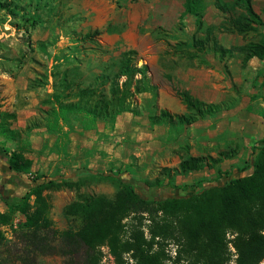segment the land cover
I'll list each match as a JSON object with an SVG mask.
<instances>
[{
	"label": "rangeland",
	"instance_id": "obj_1",
	"mask_svg": "<svg viewBox=\"0 0 264 264\" xmlns=\"http://www.w3.org/2000/svg\"><path fill=\"white\" fill-rule=\"evenodd\" d=\"M166 1L0 0V113L15 114V119L8 121L12 131L9 137L0 136V150L7 152L8 156L21 153L24 158L31 160L29 173L22 174L28 178L30 185V179L35 177L56 181L64 178L74 185L72 188L44 192L50 204V225L46 229L27 230L22 226L25 222L22 213H9L8 208L0 212L10 216V221L0 226V264H83L89 252L66 235L75 231L79 223L65 217L63 211L67 205L84 196L114 198L120 184L116 180L100 179L99 174L111 172L125 183L132 184L140 196L164 200L172 196L191 195L197 189H156L149 188L147 184H165L171 179L175 185L190 186L201 181L202 186H209L251 173L249 166L257 152L255 148L262 139L251 135L250 131L248 133L249 127L244 133L239 130L244 129L242 125L245 121L250 122L252 116L258 114L263 105L264 89L253 87L247 75L234 86L233 96L215 103L222 104L224 110L193 123L187 120L179 122L176 115L188 114L176 93L183 90L179 89L178 84H172L170 77L161 74L158 66L153 64L150 67L148 63L155 56H179L191 60L198 52L206 54L211 51L218 53L221 60L227 63V73L230 72L227 68L236 72L244 70L246 64H242L241 46L222 49L219 45L220 37L234 39L243 35L246 44L257 41L260 34L264 33V0H249L260 22H247L244 19L243 4L240 8H234L231 0H219L218 5L224 11L221 10L215 24L206 28L211 32L206 38L197 35L205 31V28L197 26L196 18L197 31L192 37L189 31L191 25L183 20V16L171 30L161 27V23L170 22V16L162 11ZM198 1L200 6L197 10L201 13L202 24L204 0ZM147 10L149 14H146ZM210 40L213 41L212 46H209ZM195 41H199L196 47L193 46ZM127 51H133L134 63L138 67H148L147 76L156 88L167 82L174 86L175 95L185 108L184 112L177 114L167 110L174 116L172 123L152 125L149 117L157 116L161 110L155 96L156 89V92L140 93L129 99V107L135 112L131 114L138 117L135 125L138 130L132 132L134 137L117 141L115 137L124 134L116 133L109 139V131L115 130L118 117L114 123L100 120L95 130L87 132H82L79 123L72 118L64 126V131L69 134L68 140H56L57 134L47 132L42 120V111L49 108L42 101L52 92L53 79L50 72L53 65L60 67L59 71L68 67L69 80L78 83L80 88L95 87L97 77L105 75L107 78L99 87L107 93L109 82L117 74L123 53ZM238 59L241 60L240 65ZM164 65L171 66L170 63ZM204 65L210 66L199 63V66ZM43 74L48 76V85L31 87L30 82ZM119 80L121 82L123 78ZM251 91L255 94L252 95ZM238 107L240 111L231 113ZM206 121L208 124L204 123ZM102 127L108 129V133L99 131ZM123 141L127 150L116 152L117 146ZM174 154L179 157L175 168L168 166L171 163L169 157ZM185 157L210 160V165L200 171L176 174L175 169L181 158ZM243 167L247 169L240 172L239 169ZM218 168L225 174L216 181V175L213 176L210 170ZM233 169L236 171L233 172ZM5 196L0 197V203L6 205V201L11 198ZM33 199L30 198L31 205H34ZM146 219V213L127 217L123 221L124 238L128 237L131 226L140 221L145 238L148 239L149 221ZM230 238L228 233L227 239ZM160 243L165 253L164 264H185L175 262L179 248L176 240H163ZM101 246L95 251L96 255L99 254L97 264H110L107 261L101 263ZM227 252V264H235V251L230 244ZM121 264H134V260L127 253L123 255Z\"/></svg>",
	"mask_w": 264,
	"mask_h": 264
},
{
	"label": "trees",
	"instance_id": "obj_2",
	"mask_svg": "<svg viewBox=\"0 0 264 264\" xmlns=\"http://www.w3.org/2000/svg\"><path fill=\"white\" fill-rule=\"evenodd\" d=\"M215 1L218 9L224 11L223 7L218 5L219 0ZM231 1L234 8L244 5V19L247 22H260L249 0ZM198 6V0H185L182 16L194 15L197 26H200L201 13L197 10ZM197 42L199 41L194 42V47ZM239 50L243 53L244 65L254 57L264 59V33L260 34L257 41L248 42L239 47ZM58 68L60 67L54 64L50 72L53 79L52 92L42 101L49 105L47 110L42 111V120L46 131L57 134L56 140L59 142L68 140L69 134L64 131V126H67L72 118L79 123L82 132L95 130L100 120L114 123L123 113H135L128 103L132 96L156 92L157 89L147 76L148 67H138L134 63L133 51L123 53L119 70L110 80L107 93L99 87L107 78L105 75L97 77L95 87L80 88L78 83L69 80L68 67L62 71ZM121 77L123 81L120 82ZM30 84L33 88L44 87L48 85V76L43 74ZM252 86L264 89V80L255 77ZM176 93L188 111L187 115L175 116L179 122L187 120L188 123H193L224 110L222 104H206L193 98L187 91ZM262 102L263 107L259 115L264 121V97ZM14 119L15 114L0 113V136L9 137L12 131L8 121ZM173 119L174 116L165 109H161L157 116L149 117L152 125L170 124ZM255 149L257 152L249 166L251 173L243 177L228 178L223 184L202 186L201 181H196L190 186L175 185L171 179L165 184H147L149 188L156 189H197L191 195L172 196L164 200L140 196L132 184L125 183L116 174H99L100 179L118 181L119 191L113 199L84 196L67 205L63 211L65 217L77 221L79 225L75 231L66 235L89 252L86 253L83 264H97L99 254L96 255L95 251L102 244L108 246L118 264L123 263V255L127 253L133 258L134 264H164L165 253L160 243L163 240H176L179 243L176 263L227 264V250L230 244L235 251V264H264V139L259 141ZM5 154L11 171L17 174L29 173L31 160L24 158L21 153H12L9 156L7 152ZM209 165L210 160L185 157L181 158L174 172L184 175L200 171ZM246 169L247 167H243L239 171ZM216 174L217 181L225 173L217 169ZM90 175L96 176L92 173ZM30 182L31 187L23 197L6 201L8 212L22 213L25 217L22 226L27 230L46 229L50 225V204L44 192L72 188L74 185L64 178L56 181L35 177L30 179ZM32 197L34 205L30 204ZM138 213L148 215L146 220L149 221V238H145L140 221L131 226L128 237L124 238L123 221L131 214ZM9 221L8 214L0 213V226ZM228 233L231 235L230 239H227Z\"/></svg>",
	"mask_w": 264,
	"mask_h": 264
},
{
	"label": "crops",
	"instance_id": "obj_3",
	"mask_svg": "<svg viewBox=\"0 0 264 264\" xmlns=\"http://www.w3.org/2000/svg\"><path fill=\"white\" fill-rule=\"evenodd\" d=\"M184 2L185 0L166 1V3L164 4L165 6L162 8V11L165 15L170 16V22H167L165 24L161 23V27H163L165 30H171L172 28H174V24L179 21L184 12ZM149 13L150 11L147 10L146 14ZM257 13L262 16L259 12ZM220 14L221 10L216 6L215 0H204L202 24L200 25V28H205V31H200L197 33V35L206 38L205 36H207L208 33H211L206 28H208V26L210 25L215 24L219 19ZM187 16L189 15H184L183 20H186L188 24L190 23L191 28H189V31H191L190 33L192 37V35L197 31V26L195 24L196 17L194 15H191L190 18H188ZM212 43L213 41L210 40L209 46H212ZM245 44L246 40H244L243 35H239L234 39L221 36L219 41V45L222 49H229L230 46H243ZM196 54L197 55L194 56L192 55L193 57L191 60L179 56H167L165 58L155 56L153 57L152 61L148 63V65L150 67L153 64L156 65V67L158 66L161 74L170 77L172 84H178L179 89L187 90L191 95L207 104L219 103L224 101L227 96H233L234 86L238 85L240 79L247 77V75L249 78V82L251 83L255 77H259L260 79L264 80V59L260 60L255 57L251 58L247 61L245 66L246 68L244 70L239 69V72H236L235 70L232 71L230 68H227L228 71H230L229 73H227V71L225 70V66L227 63L221 60L218 53L209 51L206 52V54H201L200 52ZM237 62L240 65L241 60L238 59ZM163 63H170L171 66H163ZM199 63H207L210 66H199ZM173 87L174 86H172L169 82L163 84V86L157 87L158 108L166 109L169 112H175L177 114H182L185 108L180 100L176 97ZM251 94L253 95L255 94V92L251 91ZM240 110L241 109H239L238 107L234 109V111H231V113H237ZM260 110L258 111V114L256 116H252V120L250 122H244V125H242L244 126V129L239 130L240 133H244L249 127L248 133L250 131L251 135L260 139H264V121L259 115ZM215 118H217V116ZM137 122V115L133 116V114L131 113H124L123 115L118 116L115 123V130L109 131V139H111L114 136L113 134L116 133L124 134L122 135V137H115L117 141L127 139V137L129 136L131 138L134 137V133L132 132H136L138 130L137 128H135L137 127L135 126ZM213 122L214 121H212V123ZM204 123L208 124V121ZM219 128L220 127H218V130ZM234 130L238 131V129ZM99 131L108 133V129H103V127L102 129L99 128ZM118 150L119 152H124L125 150H127L124 141L121 145L117 146L116 152ZM169 158L171 159V163H168V166L175 168L179 162V157L174 154ZM169 158L166 159L169 160ZM216 170H210L211 174H214L213 176L217 175ZM220 170L222 169L220 168ZM235 171L236 169H233V172ZM19 176L22 178L21 180L24 182V184L21 185L17 179H14L9 190L10 195L14 196L15 198L23 197L31 187V185L28 184V178L24 177L22 174H20ZM12 199L13 198H11V200ZM5 208H7L6 205L4 203H0V212H3V209Z\"/></svg>",
	"mask_w": 264,
	"mask_h": 264
},
{
	"label": "flooded vegetation",
	"instance_id": "obj_4",
	"mask_svg": "<svg viewBox=\"0 0 264 264\" xmlns=\"http://www.w3.org/2000/svg\"><path fill=\"white\" fill-rule=\"evenodd\" d=\"M19 175L20 174L14 173L13 171L10 170L7 163V156L3 151L0 150V196L1 197L8 195L7 196L8 198L9 197L13 199L15 198L14 196L10 195L9 190H10V186L12 185V181L14 179H17L20 183H24Z\"/></svg>",
	"mask_w": 264,
	"mask_h": 264
},
{
	"label": "built area",
	"instance_id": "obj_5",
	"mask_svg": "<svg viewBox=\"0 0 264 264\" xmlns=\"http://www.w3.org/2000/svg\"><path fill=\"white\" fill-rule=\"evenodd\" d=\"M101 253H102V259H101V263H103L104 261H107L110 264H116L114 262V257L113 255L110 253V250L108 248L107 245H102L100 247Z\"/></svg>",
	"mask_w": 264,
	"mask_h": 264
}]
</instances>
